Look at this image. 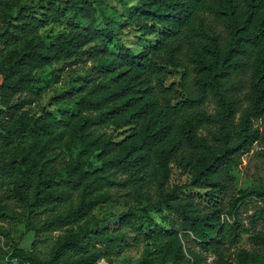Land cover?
<instances>
[{
	"label": "trees",
	"instance_id": "1",
	"mask_svg": "<svg viewBox=\"0 0 264 264\" xmlns=\"http://www.w3.org/2000/svg\"><path fill=\"white\" fill-rule=\"evenodd\" d=\"M118 1L123 10L0 0V210L10 197L36 234L65 227L48 255L34 243L10 256L97 264L136 230L158 264H203L204 252L216 264H264V182L238 188L234 173L264 145V0ZM55 24L64 26L47 28ZM127 32L144 43L128 45ZM109 47L114 67L54 96L56 114L30 109L42 95L38 69L85 64ZM114 190L136 207L91 226ZM244 234L250 246L239 245Z\"/></svg>",
	"mask_w": 264,
	"mask_h": 264
},
{
	"label": "rangeland",
	"instance_id": "2",
	"mask_svg": "<svg viewBox=\"0 0 264 264\" xmlns=\"http://www.w3.org/2000/svg\"><path fill=\"white\" fill-rule=\"evenodd\" d=\"M20 1L22 4L26 3L31 5L38 2L41 4L46 3V0ZM125 1L128 2V0ZM104 2H106L108 6H114V4H117L119 9L123 10V7L118 0H104ZM108 11H112L111 7H108ZM95 13L99 21H101L103 9L97 8ZM69 19L74 20L72 16H69ZM67 21L68 20L64 21V24H67ZM1 26L2 21L0 17V27ZM63 26V24H55L48 26L47 28H53L54 31H56L63 28ZM123 40L128 45L134 47L144 43L135 32H127L123 35ZM94 48L99 49V46L94 45ZM114 49V47H109L106 51L98 53L93 59L88 60L85 64H75L73 67H70L69 64H63L60 62L38 69V83L36 88L40 89L42 95L30 106V109L37 113L47 110L56 114L58 103H56L54 96H66L68 93L67 91L74 86L78 80H81L83 74L89 70L113 68L114 56L112 52ZM174 76H179V73L175 72ZM258 123H261V121L258 120ZM263 146L262 142H256L253 145V148L243 155L242 162L239 166L234 168L238 188H250L253 185L264 182V156L261 151ZM183 179L184 176H181L179 172H174L172 177L173 181L178 182ZM1 191L0 187V195L2 193ZM119 192L120 191L114 193V196L110 201L98 206L92 211L90 215L91 226L94 225V220L97 217L107 216L111 212L126 210L131 205L136 207V204L129 199V196H126L123 193L120 194ZM2 202L7 204L8 209L4 212L0 210V229L3 230V232H0V264H29L28 262L24 263L20 261L19 258H12L10 256L14 245L28 250L31 249L35 243L42 255H48L57 236L65 232V227L36 234L35 230H29L26 228V208L10 197L3 198ZM254 205L255 199H251L249 204L250 209L253 208ZM250 211L251 210L243 211L242 216L246 217L247 213ZM116 220L115 217H111L106 224H110V226L113 227L117 222ZM144 223L145 226L147 222ZM137 226H141V224L137 223ZM251 244L248 235L244 234L239 245L250 246ZM108 256L111 257V261L108 258H102L97 264H158L155 263L153 259L152 245L144 240L139 241L136 236V230H131L129 240L124 242L122 246L118 247L115 251L109 253ZM166 264L183 263L171 261ZM203 264H216L215 255L212 252H204Z\"/></svg>",
	"mask_w": 264,
	"mask_h": 264
}]
</instances>
